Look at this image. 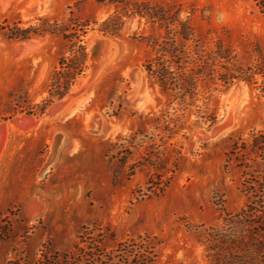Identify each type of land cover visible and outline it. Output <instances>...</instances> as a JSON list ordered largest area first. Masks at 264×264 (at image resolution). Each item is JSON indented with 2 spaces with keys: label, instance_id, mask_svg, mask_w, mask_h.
Returning a JSON list of instances; mask_svg holds the SVG:
<instances>
[{
  "label": "rangeland",
  "instance_id": "obj_1",
  "mask_svg": "<svg viewBox=\"0 0 264 264\" xmlns=\"http://www.w3.org/2000/svg\"><path fill=\"white\" fill-rule=\"evenodd\" d=\"M112 16H125L123 25L104 35L99 28ZM39 17L90 22L88 70L72 91L78 103L27 115L47 98L61 38L12 41L0 32V264H57L94 246L112 257L123 242L148 241L153 264H212L209 236L240 232L244 184L264 176L262 157L241 152L230 161L239 136L264 130V78L229 88L218 80L224 66L264 72L263 11L254 0H0V26ZM94 37L110 41L97 66ZM173 45L184 76L163 90L145 66L160 46ZM210 69L211 77H198ZM189 77L195 94L182 95ZM131 95L144 97L140 107ZM161 113L172 136L159 129ZM94 116L103 123L98 133L88 128ZM132 133L133 153L122 165L114 144ZM149 157L174 173H156ZM153 174L164 183L149 184Z\"/></svg>",
  "mask_w": 264,
  "mask_h": 264
},
{
  "label": "trees",
  "instance_id": "obj_2",
  "mask_svg": "<svg viewBox=\"0 0 264 264\" xmlns=\"http://www.w3.org/2000/svg\"><path fill=\"white\" fill-rule=\"evenodd\" d=\"M254 1L264 13V0ZM136 5L139 7L138 4ZM133 13L140 16L146 15L139 9H136ZM147 15L152 19L156 18L154 16L156 14L148 12ZM123 17L125 16L110 17L101 24L99 32L109 36L117 35L123 25ZM89 26V21H76L72 24H67L59 23L58 21L51 22L46 17H39L27 23L20 19L14 22L6 20L0 26L1 34L12 41H28L36 37H44L45 35L61 38L63 48L59 53L58 64L50 76L47 98L42 105L29 108L26 111L27 115H43L52 104L68 96L75 89L78 81L85 75L88 70L89 60L85 38L89 32ZM221 58L225 59L226 57ZM182 61L178 49L174 45L171 48L160 46L155 57L147 62L145 68L148 76L154 78L155 82L163 90H169L173 86H177L176 81L180 76H184L180 74V71L184 69V62ZM224 68L227 72L218 74V80L226 88H229L237 81L257 84L255 79L257 76L264 78V72L261 71L259 66L234 69L224 66ZM214 71L215 69H210L209 72H200L197 75H199L198 77L203 75L211 77ZM184 80L187 83H191L190 88L183 86L184 88L180 87L179 89L183 91L182 95L192 96L195 94L198 82L193 77ZM261 88L264 91V80ZM164 117H166L165 114L161 113V117L157 119L160 123L159 129L163 132H171L172 136L176 133V130L170 126V121L164 120ZM136 139L137 133H132L128 138L120 139L123 143L114 144L118 150L117 154L120 156L122 165H126L130 156H132L131 147H133ZM175 152L178 154L176 149ZM241 152L252 153L264 159V130L252 131L248 138L239 136L230 152L232 156L230 161L232 159L239 160ZM155 155L158 156L159 152H156ZM150 158L147 160L148 164L155 169L156 173L163 174L165 171L166 173H174L173 170H167L163 166L162 163L164 162L162 159L152 160ZM152 176H156L148 182L152 186L155 185V180L157 179L161 181L158 185L164 183L163 175L153 174ZM171 179L172 177L167 178L166 184H169ZM244 186L245 191L249 195V203L237 216V224L240 225L241 230L238 232L236 229H232L223 235L209 236L212 264H264V176L249 178ZM233 225L235 224L231 222L226 224V226L231 227H234ZM153 248V243L149 241L137 245L123 242L119 245L120 254L118 256L112 255V258L100 247L94 246L90 248L88 253L81 250L79 256H65L64 261L61 263L57 258L56 262H58L57 264H116L114 263L116 257L124 258V255L128 254V258H130L134 254L131 264H153V258L155 257Z\"/></svg>",
  "mask_w": 264,
  "mask_h": 264
},
{
  "label": "water",
  "instance_id": "obj_3",
  "mask_svg": "<svg viewBox=\"0 0 264 264\" xmlns=\"http://www.w3.org/2000/svg\"><path fill=\"white\" fill-rule=\"evenodd\" d=\"M109 49H110V42L108 43V45H105L104 43H102L100 41L95 42V44L93 45V48H92V51H93L92 56L95 57V59H97V63H100L101 61L104 60ZM91 69L94 71L93 67H91ZM71 94H72V92L68 96H70ZM68 96H66L64 99H66ZM133 98H134V95H131L130 99H133ZM133 102L135 104V102H137V99L134 98ZM89 126H90L91 132L98 133L103 128V123H102L101 118L98 116H94L93 119H91L89 121Z\"/></svg>",
  "mask_w": 264,
  "mask_h": 264
},
{
  "label": "bare ground",
  "instance_id": "obj_4",
  "mask_svg": "<svg viewBox=\"0 0 264 264\" xmlns=\"http://www.w3.org/2000/svg\"><path fill=\"white\" fill-rule=\"evenodd\" d=\"M100 38V40L96 37H94V40H92L93 41V43H94V41H100V42H102V43H104L105 45H108V43L110 42L108 39H105V38H101V37H99ZM98 39V40H97ZM93 48V47H92ZM92 50V49H91ZM92 54H93V51H92ZM93 56H91V60L92 59H94V58H92ZM110 59V58H109ZM93 61V60H92ZM110 61H111V59H110ZM100 63H102V61L100 62ZM98 63H96V65H97ZM95 65V66H96ZM94 72H95V70H94ZM79 86V85H78ZM79 89V88H78ZM77 96H78V92H74V93H72L70 96H68L66 99H64V100H62V101H68V100H70L71 102H76V103H78V100L76 99L77 98ZM135 99H137V102H135V106L136 107H140L141 106V104L144 102V97L143 96H137ZM80 102H81V99H80ZM88 128L90 129V126H89V123H88Z\"/></svg>",
  "mask_w": 264,
  "mask_h": 264
}]
</instances>
